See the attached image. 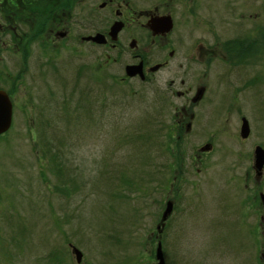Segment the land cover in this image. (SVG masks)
Listing matches in <instances>:
<instances>
[{
  "label": "rangeland",
  "instance_id": "1",
  "mask_svg": "<svg viewBox=\"0 0 264 264\" xmlns=\"http://www.w3.org/2000/svg\"><path fill=\"white\" fill-rule=\"evenodd\" d=\"M256 2L252 13L260 22L264 0ZM6 39L0 33V43ZM21 57L0 52V89L14 106L12 128L0 136V264H76L68 244L83 254L81 264H157L158 241L165 264L241 259L244 231H218L203 210L191 213V202L202 201V173L178 178L180 198L162 225L169 181L161 189L163 173L156 171L168 174L179 158L197 170L193 158L205 142L200 130L168 131L182 101L134 81L94 85L54 54L58 72L45 76L35 61L45 57L30 56L26 65ZM172 67L157 74L160 83L182 78ZM116 70L108 68V75H123ZM47 148L59 156L56 169ZM59 164L66 171L57 175Z\"/></svg>",
  "mask_w": 264,
  "mask_h": 264
},
{
  "label": "flooded vegetation",
  "instance_id": "2",
  "mask_svg": "<svg viewBox=\"0 0 264 264\" xmlns=\"http://www.w3.org/2000/svg\"><path fill=\"white\" fill-rule=\"evenodd\" d=\"M256 6V0H0V33L10 38L0 52L22 54L21 65L45 57L35 58L45 76L58 72L51 55H59L94 85L134 81L182 101L168 131L200 130L205 142L193 158L200 168L179 158L168 174L157 170L161 189L169 181L170 200L160 205L171 203L174 212L178 178L202 173V201L191 202V213L203 210L218 231H244V255H230V264H264V18L252 13ZM172 66L182 78L160 83L157 74ZM108 68L123 75L112 77Z\"/></svg>",
  "mask_w": 264,
  "mask_h": 264
},
{
  "label": "water",
  "instance_id": "3",
  "mask_svg": "<svg viewBox=\"0 0 264 264\" xmlns=\"http://www.w3.org/2000/svg\"><path fill=\"white\" fill-rule=\"evenodd\" d=\"M132 67L127 68V75L133 76L135 72H130ZM12 125V102L6 92L0 90V136L4 135L9 131ZM172 205L171 203L167 204L166 210L163 214L162 221H166L168 216L171 214ZM70 249L72 255L75 257V263L81 264L83 255L80 250L70 244ZM156 260L157 264H165L163 259V254L161 251V245L158 244L156 251Z\"/></svg>",
  "mask_w": 264,
  "mask_h": 264
},
{
  "label": "trees",
  "instance_id": "4",
  "mask_svg": "<svg viewBox=\"0 0 264 264\" xmlns=\"http://www.w3.org/2000/svg\"><path fill=\"white\" fill-rule=\"evenodd\" d=\"M50 159L52 158L54 161H52L53 163H54V165H55V163H56V161L57 160H55V158H59V156L57 155V154H54V153H50ZM58 156V157H57ZM60 174V172L59 171H57V175H59ZM67 182H70V180H68ZM127 182V181H126ZM126 182H124V183H126ZM130 182V181H129ZM128 182V183H129ZM73 183V182H72ZM132 187H133V185H132ZM61 223V222H60ZM157 233H158V231H157ZM157 236V235H156ZM156 238V237H155ZM64 241H66L65 239H64ZM158 243H159V241H158ZM68 247H69V249H70V244H68ZM70 253H71V249H70ZM72 254V253H71ZM52 264H55V263H52Z\"/></svg>",
  "mask_w": 264,
  "mask_h": 264
},
{
  "label": "bare ground",
  "instance_id": "5",
  "mask_svg": "<svg viewBox=\"0 0 264 264\" xmlns=\"http://www.w3.org/2000/svg\"><path fill=\"white\" fill-rule=\"evenodd\" d=\"M163 94H164V93H163ZM10 128H12V125H11V127H10ZM59 146H60V145H59ZM51 147L53 148V150H55V148H56V147H58V146L54 145V146H51ZM52 148H47V150L45 149V151H47V154H49V155H50V153H51V152H49V151H51V150H52ZM52 153H53V152H52ZM57 155H58V154H57ZM49 159H50V158H49ZM50 160H51V159H50ZM54 166H55L54 168L56 169V165H54ZM59 166L63 168L61 171H59V172H60V174H63V173H65V171H66V169H65V166H63V165H60V164H59ZM57 171H58V170H57ZM60 174H59V175H60Z\"/></svg>",
  "mask_w": 264,
  "mask_h": 264
}]
</instances>
